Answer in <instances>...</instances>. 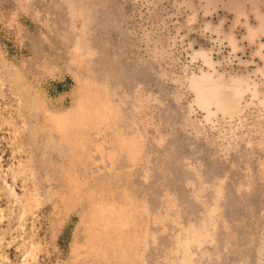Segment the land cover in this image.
I'll list each match as a JSON object with an SVG mask.
<instances>
[{
	"label": "rangeland",
	"instance_id": "1",
	"mask_svg": "<svg viewBox=\"0 0 264 264\" xmlns=\"http://www.w3.org/2000/svg\"><path fill=\"white\" fill-rule=\"evenodd\" d=\"M0 264H264V0H0Z\"/></svg>",
	"mask_w": 264,
	"mask_h": 264
},
{
	"label": "bare ground",
	"instance_id": "2",
	"mask_svg": "<svg viewBox=\"0 0 264 264\" xmlns=\"http://www.w3.org/2000/svg\"><path fill=\"white\" fill-rule=\"evenodd\" d=\"M201 56L203 57L204 61H206V64L212 67V59L203 52L201 53ZM191 79L193 80V78ZM217 79V82L213 83L211 76L207 74H202V76L198 78L194 77L191 89L193 87V90L196 93V104H198L200 107H205L206 109H209L210 106L215 105L223 112L232 111L234 107L230 102H228L232 101V99H228L225 96L226 88L231 86V84L228 85L226 82L224 83L221 76L217 77ZM229 82L232 83L231 80Z\"/></svg>",
	"mask_w": 264,
	"mask_h": 264
}]
</instances>
